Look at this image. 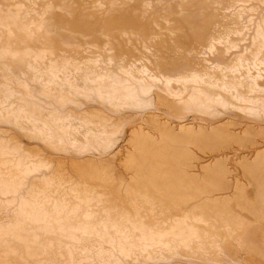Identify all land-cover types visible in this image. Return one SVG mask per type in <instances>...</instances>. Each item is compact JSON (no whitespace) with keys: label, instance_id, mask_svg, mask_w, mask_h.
<instances>
[{"label":"rangeland","instance_id":"1","mask_svg":"<svg viewBox=\"0 0 264 264\" xmlns=\"http://www.w3.org/2000/svg\"><path fill=\"white\" fill-rule=\"evenodd\" d=\"M0 264H264V0H0Z\"/></svg>","mask_w":264,"mask_h":264},{"label":"bare ground","instance_id":"2","mask_svg":"<svg viewBox=\"0 0 264 264\" xmlns=\"http://www.w3.org/2000/svg\"><path fill=\"white\" fill-rule=\"evenodd\" d=\"M49 13H50V12H49ZM70 14H71V13H70ZM91 19H92V18H91ZM97 24H98V23H97ZM115 28H116V27H115ZM119 29H120V28H119ZM45 30H46V29H45ZM104 31H105V30H104ZM135 33H136V32H135ZM71 34H72V33H71ZM100 34H101V33H100ZM106 34H107V33H106ZM126 35H127V33H126ZM103 36H104V35H103ZM108 36H109V35H107V37H108ZM112 36H113V35H112ZM107 37H105V38H107ZM136 37H137V36H136ZM34 39H35V38H34ZM137 39H138V38H137ZM106 40H108V39H106ZM111 42H112V41H111ZM109 44H110V43H109ZM121 65H122V64H121ZM123 66H124V65H123ZM80 76H81V75H80ZM121 88H122V87H120V89H121ZM118 89H119V88H117V90H118ZM122 89H123V88H122ZM126 89H127V88H126ZM129 89H130V88H129ZM115 90H116V89H115ZM127 90H128V89H127ZM123 91H126V90L123 89ZM117 93H119V92L117 91ZM117 93L115 92V94H117ZM125 93H126V92H125ZM120 94L123 95L121 92H120ZM120 94H119V95H120ZM126 94H127V93H126ZM23 95H24V94H23ZM119 95H118V96H119ZM124 95H125V94H124ZM131 95H132V94H131ZM47 96H48V95H47ZM128 96H129V95H128ZM135 96H136V95H135ZM116 97H117V96H116ZM121 97H122V96H121ZM46 98H47V97H46ZM123 98H124V97H123ZM125 98H126V97H125ZM192 98H193V97H192ZM193 99H194V98H193ZM198 99H199V98H198ZM189 101H190V100H189ZM208 101H209V100H208ZM190 105H191V104H190ZM190 105H189V107H190ZM193 106L195 107L196 105H193ZM191 107H192V105H191ZM204 107H205V106H204ZM22 223H23V222H22ZM21 225H22V224H21ZM21 225H20V226H21ZM24 225H25V224H24ZM22 227L24 228V226H22ZM22 227H21V228H22ZM12 228H13V227H12ZM14 229H15V228H14ZM20 230H21V229L19 228V231H20ZM23 230H24V229H23ZM23 230H22V231H23ZM13 231H14V230H13ZM19 231H18V234L21 233V232H19ZM16 232H17V231H16ZM84 239H85V238H84Z\"/></svg>","mask_w":264,"mask_h":264}]
</instances>
